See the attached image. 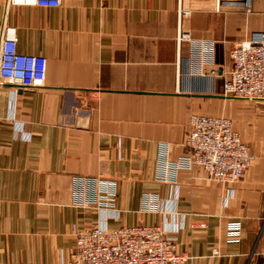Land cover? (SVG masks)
Segmentation results:
<instances>
[{"label": "crops", "instance_id": "crops-1", "mask_svg": "<svg viewBox=\"0 0 264 264\" xmlns=\"http://www.w3.org/2000/svg\"><path fill=\"white\" fill-rule=\"evenodd\" d=\"M249 5L0 0V34L14 28L19 53L46 59L41 88L0 87V264H63L76 231L133 225L173 238L181 264H264V102L223 95L230 49L264 31V0ZM181 33L215 43L212 69L198 71ZM192 114L231 120L254 156L242 180L188 163ZM80 174L115 181L111 205L73 198Z\"/></svg>", "mask_w": 264, "mask_h": 264}, {"label": "built area", "instance_id": "built-area-1", "mask_svg": "<svg viewBox=\"0 0 264 264\" xmlns=\"http://www.w3.org/2000/svg\"><path fill=\"white\" fill-rule=\"evenodd\" d=\"M10 6L57 8L61 0H4ZM219 5L249 12V0H217ZM187 10L181 16H187ZM179 40L193 47L198 71L213 68L216 45L212 41L192 40L181 33ZM230 69L223 77V95L247 101H264V31L235 44L229 51ZM46 59L40 55L17 51L14 28L5 24L0 34V87L5 84L22 90H37L45 81ZM214 72L213 70L211 71ZM188 152V163L200 166L206 176L219 184H235L243 179L254 162L250 146L233 130L227 117L192 114L182 143ZM80 189L73 198L87 206L94 196L99 205H111L115 181L72 175ZM93 186V189L91 188ZM97 192L95 191V188ZM99 190V191H98ZM239 228L231 224L228 236L237 237ZM217 254V250L212 251ZM189 256L176 251L175 240L157 226H121L104 230L92 226L75 232V245L63 264H181Z\"/></svg>", "mask_w": 264, "mask_h": 264}, {"label": "rangeland", "instance_id": "rangeland-1", "mask_svg": "<svg viewBox=\"0 0 264 264\" xmlns=\"http://www.w3.org/2000/svg\"><path fill=\"white\" fill-rule=\"evenodd\" d=\"M246 101H247V100H246ZM248 102H251V103L256 104V102H264V101H248ZM80 175H82V174H80ZM86 176H89V175H86ZM89 177H91V176H89Z\"/></svg>", "mask_w": 264, "mask_h": 264}]
</instances>
